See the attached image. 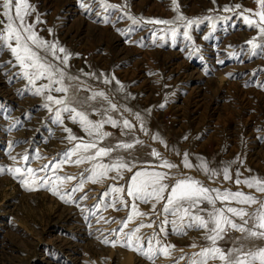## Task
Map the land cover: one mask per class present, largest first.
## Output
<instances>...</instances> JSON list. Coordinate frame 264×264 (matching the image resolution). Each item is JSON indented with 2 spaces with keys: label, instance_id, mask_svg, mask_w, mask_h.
<instances>
[{
  "label": "rangeland",
  "instance_id": "rangeland-1",
  "mask_svg": "<svg viewBox=\"0 0 264 264\" xmlns=\"http://www.w3.org/2000/svg\"><path fill=\"white\" fill-rule=\"evenodd\" d=\"M106 2L116 7L105 11L101 0H29L36 11L28 18L30 23H35L38 36L67 50V67L53 60L50 53L46 58L64 68L68 75L78 77L75 81H65L73 85L70 97L82 101L93 92L105 93L107 99L98 97L74 105L86 111L93 121L111 116L121 124L119 128L104 125L103 131L111 136L101 141V146L133 143L132 149H117L111 157L131 161L136 165L134 171L168 172L166 183L191 177L209 188L243 191L264 199V194L234 182L237 172L242 180L250 176L264 178V40L241 15L244 9L258 7L254 0H176L175 6L172 0ZM68 3L76 8L73 14L67 12ZM82 3L88 4L89 10ZM226 6L231 10L224 11ZM181 15L185 20L178 18ZM37 16L40 23H36ZM129 16L138 22L133 23ZM150 19L172 23L144 22ZM186 20L194 21L187 26L190 39L183 35ZM253 37L258 45L255 49L246 43ZM11 43L14 46V41ZM47 83L41 79L36 81V86ZM46 94L49 93L35 94V87L23 77L10 49L0 43V168L3 169L0 171V264H136L138 260L139 264L167 261V264H190L193 253L211 246L204 229L185 224L177 232L171 223H159L165 217L170 221V215L158 211L155 214H159V219L155 222L156 217L150 213L151 204L135 201L140 211L149 213L135 222L151 221L153 231L156 230L149 232L161 241L160 245L153 241V246L174 247L169 249V255L158 252L153 260L122 247L124 232L131 228L120 232L123 225L119 222L130 213L132 200L126 193L108 191L107 196L102 193L112 185L126 187L130 173H123L125 179H111L115 172L95 183L85 179L82 188L70 194L68 202L53 195L49 190L54 186L52 183L39 186L41 177L50 181H55L57 176L76 177L64 183L60 189L64 194L91 167L89 163L64 162L65 152L79 142H70L65 128L84 141L90 138L79 122L73 123L69 113H62L63 123L56 122L54 111L44 107ZM50 94L63 96L55 91ZM108 101L118 105L117 110H111ZM137 114L140 121L136 120ZM125 118L134 125L126 135L122 134ZM154 136L159 139L154 140ZM137 140L142 143L136 144ZM153 149L177 167L171 170L159 167L161 159L151 156ZM183 153L188 154L191 168L184 167ZM24 155L29 157L26 163L21 159ZM202 161L217 175L206 174L199 167ZM103 162L111 161L106 157ZM45 165L48 167L44 168ZM55 165L59 168H54ZM14 166L37 170L34 190L23 187L7 171ZM225 166L229 167L231 180L223 179ZM94 187L101 188L100 194L86 209L89 198L84 199L88 193L85 190ZM121 197L128 206L120 201ZM227 206L247 208L216 201L217 208ZM200 207L206 211L198 214L207 217L212 206L205 202ZM103 211L109 212L111 225L117 219V229L114 234L111 232L112 237L109 233L97 239L99 235L94 236L90 227ZM146 228L141 233L145 238L151 237L147 236L149 232H144ZM111 241H117L116 246ZM141 243L147 247V239ZM193 244L197 247H192ZM241 245L245 251L255 250L264 247V240L244 239L240 232L229 229L217 241V246L224 250ZM174 253L181 254L173 257ZM173 258L175 261L170 262ZM208 264L221 262L210 259Z\"/></svg>",
  "mask_w": 264,
  "mask_h": 264
},
{
  "label": "snow or ice",
  "instance_id": "snow-or-ice-1",
  "mask_svg": "<svg viewBox=\"0 0 264 264\" xmlns=\"http://www.w3.org/2000/svg\"><path fill=\"white\" fill-rule=\"evenodd\" d=\"M95 2V0H93ZM257 4L256 9H244L243 19L249 27H255L258 30L259 37L264 40V0H254ZM173 5H176V0H172ZM101 6L105 11L111 8H115V5L108 4L106 0H101ZM82 7L89 10V5L82 3ZM236 8H240V5H236ZM0 43L7 45L12 55L15 57L20 69L22 70L23 77L27 79L28 83L35 87V94H46L47 103L44 105L49 112L55 114V120L58 123H63L62 113H69V117L73 123L79 122L83 130L90 138L84 141L82 138L76 137L72 134L71 130L65 128L64 131L68 133L67 139L71 141H79L74 146L65 152V163H71L80 165L82 163L91 164L90 168L85 169L87 175L81 179L76 186L66 190L64 194H61L60 189L65 182L73 181L76 177L57 176L55 181L39 178V186H44L48 183H52L54 186L49 190L53 195H59L62 200L68 202V197L72 192L82 188L85 179L93 183L105 178L109 173L115 172L116 176L111 177L115 180L117 178L125 179L123 173H130V177L127 178L128 183L125 186L112 185L108 190L102 193L107 196L108 191L112 193L120 194L126 193L127 197H130L132 203L130 205L131 211L126 218L119 223L123 225L119 229L120 232H124V229L128 227L129 223H132L138 217H147L149 213H145L139 210L135 201H140L144 204H151V212H162L172 217L169 221L167 217L160 220V224L171 223L177 232H181L185 224L188 227L195 226L199 229H204L206 232L205 239L211 242L210 247H203L197 253H193V258L190 260V264H208L209 260H219L221 264H264V247L256 248L255 250L245 251L243 245L235 247L233 249L224 250L217 246V241L222 240L229 229L236 230L242 234L244 239H261L264 240V199L258 198L254 194L245 193L243 191H231L221 190L218 188H209L200 183L198 180H194L191 177L182 179H175L172 183H166L169 180V173L156 171V170H139L134 171L136 165L131 161H128L122 157H111V153L117 149L130 150L134 147L133 143L118 142L113 146H101V141L111 136V133L103 131L105 124H111L114 128L121 127V124L108 116L107 119H101L99 121H93L88 118L86 111L78 110L75 104L87 103L90 100L96 98L107 99L103 91H96L89 97H85L84 100H80L76 97H70L69 92L73 87L71 83H65V81H75L78 77L68 75L64 68L59 67L46 57L50 53L53 60H59L65 67L68 66L69 54L63 47H58L57 43L48 42L37 35L35 31V23H30L28 18L32 16L36 9L29 3V0H0ZM175 10V8H174ZM229 7H225L224 11H230ZM244 13H247L245 15ZM180 20H185L181 15L178 17ZM258 18V19H257ZM129 19L133 20V23H137L135 18L129 16ZM39 16L36 17V23H40ZM150 24H162L169 25L172 21L164 19H150L144 21ZM193 20L185 21V29L183 35L189 38L187 26L192 25ZM51 32V30L49 29ZM172 34L175 36L176 29H172ZM163 37H161L162 39ZM256 37L249 39L246 43L251 45L253 49L258 45L255 43ZM14 41V46L11 43ZM38 49L44 53L39 54L34 50ZM60 53L62 55H57ZM46 79L47 84H41L36 86V81ZM105 80V83H108ZM118 83V81H117ZM59 85L58 87H53ZM77 91L79 85L75 86ZM55 91L56 93H62L63 96L57 98L50 93ZM110 109L115 111L118 105L108 101ZM55 105V109L52 107ZM163 107V105H161ZM127 110V109H126ZM105 112L108 109L104 110ZM136 120L140 121L141 118L137 114ZM134 128V125L130 123L128 119L122 120V134H128ZM123 130H127L126 132ZM141 130L143 131V122L141 121ZM154 140L158 137H152ZM163 143V141H160ZM136 144L142 143L137 140ZM151 156L160 158L161 164L159 167L166 169L176 168L177 165L163 159L160 153L156 150H152ZM75 157V159H73ZM109 158L111 162H103V158ZM13 161H16V157H12ZM25 163L29 160L27 155L21 158ZM183 164L185 168H191L193 165L188 162V154L183 153ZM45 165L44 168H47ZM199 167L207 174L217 175L215 170L209 169L208 165L203 161ZM54 168H59V165H55ZM43 171V168L40 169ZM0 171H3L0 168ZM13 175L14 178H18L23 187L34 190V186L37 185L36 169L31 167L14 166L7 170ZM223 179L231 180L232 176L229 174V167L223 168ZM59 182V183H57ZM237 185L243 184L249 189H254L255 192L264 194V178H258L250 176L240 179V173L237 172L236 179L234 181ZM215 193V195H211ZM120 201L128 206V202L122 197ZM216 201H220L222 204L231 205L233 203L238 205H245V207H232L217 208ZM207 202L212 208L207 211V217L199 215L201 211H206L200 207V205ZM160 208H157V205ZM256 206L253 208V206ZM195 210V211H194ZM230 214V215H229ZM237 218L240 222L238 223ZM148 227L152 228L153 223L150 221L147 224L140 222L135 227L124 232L122 247H126L138 254L143 255L149 260H153L155 255L159 252L164 255H169V249L174 245H163L161 247H154L153 241L156 245H160L161 241L156 238V235L145 238L141 233V229ZM163 231V228H161ZM147 239V247L141 243L142 240ZM109 243V241H105ZM113 246H116L117 241H111ZM192 247H197L193 244ZM183 258V257H181Z\"/></svg>",
  "mask_w": 264,
  "mask_h": 264
},
{
  "label": "bare ground",
  "instance_id": "bare-ground-1",
  "mask_svg": "<svg viewBox=\"0 0 264 264\" xmlns=\"http://www.w3.org/2000/svg\"><path fill=\"white\" fill-rule=\"evenodd\" d=\"M74 4V3H73ZM74 6H76V5H74ZM66 8H67V12L68 13H74V12H76V8L74 9L73 8V6L70 4V3H68L67 5H66ZM191 78V77H190ZM99 190H101V188L99 187V188H90V189H87V190H85V191H88V193L84 196V199H88V203L85 205V208L86 209H88V208H90L91 207V205L92 204H94L96 201H97V197L99 196ZM85 193V192H84ZM85 209V210H86ZM152 215H154L155 217H156V220H155V222L156 221H158V219H159V214H155V213H153V212H150ZM107 215H109V212L108 211H103V214H101V215H99V217L98 218H96L95 219V223H94V225L92 226V227H90V229H91V232H95V234H94V236H97V235H99V237H97V239L98 238H101V237H103V236H105V235H109V233L111 234V232L113 233V231L115 230V229H117L116 228V226H117V223L116 222H118L117 221V219H116V221H115V223H112V225H111V221L109 220V217L110 216H108L107 217ZM151 215V216H152ZM117 216V215H116ZM112 218H113V216H112ZM151 218H153V217H149V219H151ZM161 218V217H160ZM78 219V218H77ZM123 219V218H122ZM69 220V219H68ZM146 221H148V220H146ZM143 222H145V221H143ZM62 223V222H61ZM68 223V222H67ZM138 223H140L139 221L138 222H132V223H129V225H128V227H130V228H133V227H135V225L136 224H138ZM145 223H147V222H145ZM156 230V229H155ZM154 230V231H155ZM149 231H151V233H153L154 231H153V228L152 229H149L148 227L146 228V229H144V232H149ZM115 232V231H114ZM151 233L149 232V234L147 235V236H153V235H151ZM114 234V233H113ZM144 235V234H143ZM123 236V235H122ZM107 237V236H106ZM110 237H112V234H111V236ZM147 238V237H146ZM104 240V239H103ZM102 240V241H103ZM96 241V240H95ZM105 241H108V239L106 240L105 239ZM98 242H99V240H98ZM89 243V242H88ZM102 243V242H101ZM88 245V244H87ZM177 254L180 256V254L181 253H174L173 254V257H176L177 256ZM181 258V257H180ZM186 258V257H185ZM177 259V258H176ZM182 260V259H181ZM161 261V260H160ZM170 262H174L175 260H174V258L173 259H171V260H169ZM188 261V260H187ZM168 263V261L167 262H163V264H167ZM178 263V262H177ZM183 263V262H182ZM136 264H139V260L138 261H136ZM175 264V263H174ZM181 264V263H180Z\"/></svg>",
  "mask_w": 264,
  "mask_h": 264
}]
</instances>
